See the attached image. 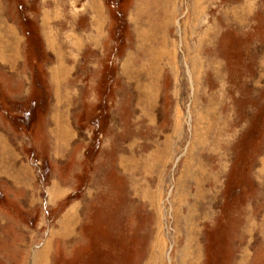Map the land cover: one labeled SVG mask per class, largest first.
Segmentation results:
<instances>
[{"label": "rangeland", "instance_id": "1", "mask_svg": "<svg viewBox=\"0 0 264 264\" xmlns=\"http://www.w3.org/2000/svg\"><path fill=\"white\" fill-rule=\"evenodd\" d=\"M0 264H264V0H0Z\"/></svg>", "mask_w": 264, "mask_h": 264}]
</instances>
